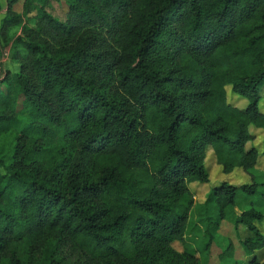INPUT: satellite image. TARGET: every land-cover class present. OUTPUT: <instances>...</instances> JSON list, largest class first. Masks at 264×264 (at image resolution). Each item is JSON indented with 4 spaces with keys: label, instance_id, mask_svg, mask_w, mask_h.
Listing matches in <instances>:
<instances>
[{
    "label": "trees",
    "instance_id": "16d2710c",
    "mask_svg": "<svg viewBox=\"0 0 264 264\" xmlns=\"http://www.w3.org/2000/svg\"><path fill=\"white\" fill-rule=\"evenodd\" d=\"M54 1L0 0V47L21 29L0 77V264H202L174 248L193 209L216 208L214 232L240 195L246 264H264V0H65V19ZM211 157L249 181L213 184Z\"/></svg>",
    "mask_w": 264,
    "mask_h": 264
},
{
    "label": "rangeland",
    "instance_id": "374dc122",
    "mask_svg": "<svg viewBox=\"0 0 264 264\" xmlns=\"http://www.w3.org/2000/svg\"><path fill=\"white\" fill-rule=\"evenodd\" d=\"M3 3L2 8H6V0H1ZM22 1L16 5V9H21ZM65 0L54 1L51 4L50 12L59 19H65L66 13ZM17 11V10H16ZM4 15L0 16V23ZM21 34V29H16L12 32V36L8 43L2 41L0 47V60L3 58L4 53H8L11 50L14 40ZM10 39V38H9ZM18 68V65L14 63L9 57V60L3 66V74L5 71L14 72ZM228 99L230 103L239 107H244L247 103L235 96L230 88H228ZM260 108L264 111V98L260 103ZM256 140L248 146H257L261 151V142L263 134L261 131H256ZM209 169L211 171L212 183L226 181L233 184H243L248 182L249 178L242 171H237L230 176H227L219 170L214 157L208 160ZM260 166V165H259ZM221 169V168H220ZM255 175L259 177L261 182H264V164H261L259 171H254ZM197 203H203L205 201V195L208 187H192ZM248 205V199L246 196H239V203L236 207L231 209L228 213L226 220L222 221L218 225V230L212 232L209 228L210 224L216 223L217 210L213 207L205 208L201 204H196L192 211L191 219L189 222L188 232L186 235V243H175L174 248L180 252L187 250L188 252L198 254L201 258L202 264H246L247 252L241 245L240 240L247 237L248 232L242 226H238L236 221L241 215V211ZM212 235V237H210ZM232 245L234 247V257L226 261L220 259V255L223 254Z\"/></svg>",
    "mask_w": 264,
    "mask_h": 264
},
{
    "label": "built area",
    "instance_id": "2783aa9c",
    "mask_svg": "<svg viewBox=\"0 0 264 264\" xmlns=\"http://www.w3.org/2000/svg\"><path fill=\"white\" fill-rule=\"evenodd\" d=\"M10 52L4 53L3 58L0 60V77L2 75L3 65L9 60Z\"/></svg>",
    "mask_w": 264,
    "mask_h": 264
},
{
    "label": "crops",
    "instance_id": "0c3cea01",
    "mask_svg": "<svg viewBox=\"0 0 264 264\" xmlns=\"http://www.w3.org/2000/svg\"><path fill=\"white\" fill-rule=\"evenodd\" d=\"M1 4L3 5V3L1 2ZM22 5H21V9L19 10V9H16L17 10V12H22V9H23V1H22V3H21Z\"/></svg>",
    "mask_w": 264,
    "mask_h": 264
}]
</instances>
